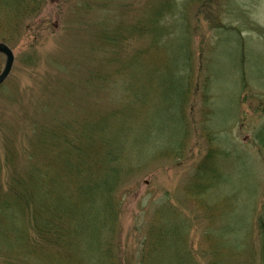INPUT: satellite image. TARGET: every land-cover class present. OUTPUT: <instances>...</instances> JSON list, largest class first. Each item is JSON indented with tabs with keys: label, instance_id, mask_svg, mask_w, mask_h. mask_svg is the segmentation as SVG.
<instances>
[{
	"label": "rangeland",
	"instance_id": "rangeland-1",
	"mask_svg": "<svg viewBox=\"0 0 264 264\" xmlns=\"http://www.w3.org/2000/svg\"><path fill=\"white\" fill-rule=\"evenodd\" d=\"M0 42V264H82L35 218L112 146L109 264H263L264 0H0Z\"/></svg>",
	"mask_w": 264,
	"mask_h": 264
},
{
	"label": "trees",
	"instance_id": "trees-1",
	"mask_svg": "<svg viewBox=\"0 0 264 264\" xmlns=\"http://www.w3.org/2000/svg\"><path fill=\"white\" fill-rule=\"evenodd\" d=\"M119 152L120 147L112 146L109 150V160H107L109 168L106 172L103 175L94 174L92 177L96 179L93 181L83 180L86 192L84 206L79 207L77 198L76 211L72 207L64 210L62 206L53 205L54 193L47 190L43 201H48L50 204L43 202L46 212L44 211L42 215L39 210L35 218L37 233L52 245L63 247L74 253L82 264H109L108 258L113 253V243L120 232L119 223H116V205L111 197L123 171V168L119 166ZM71 154L74 153L71 152ZM117 158L118 161H116ZM68 160L73 164L71 159ZM81 184L79 183L78 187ZM4 213H8V208L6 210L3 208L1 214L5 215ZM13 214L14 218H12ZM13 214L7 215L14 222L12 226L18 235L17 239L22 241L23 220L19 219L14 212ZM80 216H82L81 220H79ZM105 230L109 231L110 237H113L112 240H107L104 235ZM19 240L18 243H20ZM34 247H40V244ZM262 261L264 264V232L262 234Z\"/></svg>",
	"mask_w": 264,
	"mask_h": 264
},
{
	"label": "water",
	"instance_id": "water-1",
	"mask_svg": "<svg viewBox=\"0 0 264 264\" xmlns=\"http://www.w3.org/2000/svg\"><path fill=\"white\" fill-rule=\"evenodd\" d=\"M0 52L4 53L7 56V62L3 73L0 75V85L5 81V79L10 75L14 62L15 55L13 50L5 43L0 42Z\"/></svg>",
	"mask_w": 264,
	"mask_h": 264
}]
</instances>
